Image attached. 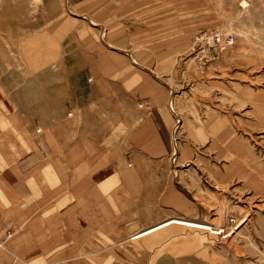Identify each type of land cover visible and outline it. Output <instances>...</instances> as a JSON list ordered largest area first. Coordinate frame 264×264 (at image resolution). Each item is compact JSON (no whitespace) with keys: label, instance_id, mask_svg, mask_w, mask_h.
I'll return each instance as SVG.
<instances>
[{"label":"rangeland","instance_id":"rangeland-1","mask_svg":"<svg viewBox=\"0 0 264 264\" xmlns=\"http://www.w3.org/2000/svg\"><path fill=\"white\" fill-rule=\"evenodd\" d=\"M0 182V264H264V0H0Z\"/></svg>","mask_w":264,"mask_h":264},{"label":"crops","instance_id":"crops-1","mask_svg":"<svg viewBox=\"0 0 264 264\" xmlns=\"http://www.w3.org/2000/svg\"><path fill=\"white\" fill-rule=\"evenodd\" d=\"M70 155H73L78 160V164L74 165V168H73L75 179H78L79 181L81 179L86 180L87 179L86 173H87L88 169H89V171H91L92 168H95V174L89 175L90 185H86V186L80 185L79 186L78 183H76L77 187H75L74 189H97V185L102 183V181L97 180L98 175L96 173L101 172V171L100 172L97 171V166H98L97 157L95 158V156H94V157H92V159H88V160L85 159L84 160L83 157L81 158L82 154L75 148L71 149V151L69 153V157H70ZM77 156H78V158H77ZM83 161H84V163L80 164V162H83ZM99 166H101V165L99 164ZM99 170H100V168H99ZM34 171H35V169L31 170L32 179L35 177ZM91 183H93V184H91ZM34 184H35V181H34ZM0 187H1V182H0Z\"/></svg>","mask_w":264,"mask_h":264},{"label":"bare ground","instance_id":"bare-ground-1","mask_svg":"<svg viewBox=\"0 0 264 264\" xmlns=\"http://www.w3.org/2000/svg\"><path fill=\"white\" fill-rule=\"evenodd\" d=\"M170 225H178V226H182V227H186V228L194 229V230H198V231L199 230L200 231H206V232H209V233L214 234V235L221 234L220 229L209 226L208 224L197 223L195 221L191 222V221H182V220H170V221L164 222L162 224H159L158 226H156L152 229L150 228V229L146 230L145 232H142V233L136 235L134 238L136 240L146 238L149 235L159 231L160 229H163V228L168 227Z\"/></svg>","mask_w":264,"mask_h":264},{"label":"built area","instance_id":"built-area-1","mask_svg":"<svg viewBox=\"0 0 264 264\" xmlns=\"http://www.w3.org/2000/svg\"><path fill=\"white\" fill-rule=\"evenodd\" d=\"M245 2H242V4ZM205 42L210 43L213 46L218 47L220 50H225L227 47H229L232 44L231 39L228 38H222L220 36H211V37H205ZM221 233L223 231L221 230ZM8 237V236H7Z\"/></svg>","mask_w":264,"mask_h":264}]
</instances>
